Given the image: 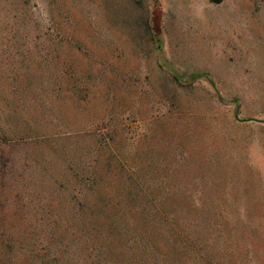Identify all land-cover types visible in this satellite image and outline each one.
I'll list each match as a JSON object with an SVG mask.
<instances>
[{"label":"rangeland","instance_id":"obj_1","mask_svg":"<svg viewBox=\"0 0 264 264\" xmlns=\"http://www.w3.org/2000/svg\"><path fill=\"white\" fill-rule=\"evenodd\" d=\"M0 264H264V0H0Z\"/></svg>","mask_w":264,"mask_h":264},{"label":"trees","instance_id":"obj_2","mask_svg":"<svg viewBox=\"0 0 264 264\" xmlns=\"http://www.w3.org/2000/svg\"><path fill=\"white\" fill-rule=\"evenodd\" d=\"M208 77L209 76L207 74H200V76H198V78H195L194 81H197V80H199L201 78H205V79H207V81H210V79ZM175 80H177L179 82V80L177 78H175ZM210 84L213 86V84L211 83V81H210ZM218 98L221 99L220 96H218ZM235 107H236V112H237L238 111V105H237V103H235Z\"/></svg>","mask_w":264,"mask_h":264},{"label":"water","instance_id":"obj_3","mask_svg":"<svg viewBox=\"0 0 264 264\" xmlns=\"http://www.w3.org/2000/svg\"><path fill=\"white\" fill-rule=\"evenodd\" d=\"M222 2L223 0H209V3L214 5H220Z\"/></svg>","mask_w":264,"mask_h":264}]
</instances>
